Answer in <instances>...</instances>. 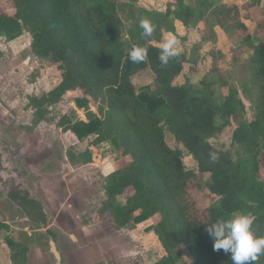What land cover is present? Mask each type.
Wrapping results in <instances>:
<instances>
[{
    "label": "trees",
    "instance_id": "16d2710c",
    "mask_svg": "<svg viewBox=\"0 0 264 264\" xmlns=\"http://www.w3.org/2000/svg\"><path fill=\"white\" fill-rule=\"evenodd\" d=\"M10 1L15 14L8 15L0 7V38L13 42L29 34L36 60L61 72L54 88L40 97L28 96L26 109L34 111L32 128L52 124L57 105L68 94L79 93L74 106L84 112L85 120L63 115L56 126L80 143L90 138L94 147L111 143L123 158H129L105 178L99 218L110 214L117 230L133 231L158 217L146 229L160 245L153 264H232L230 254L214 250L206 229L208 223L236 214L250 213L254 233L264 237V183L259 179L258 162L260 155L264 157V25L256 36L244 24L238 26L246 33L243 48L253 52V72L260 84L255 119L248 122L235 89L219 100L207 79L200 86L189 78L176 85L189 63L186 52L161 66L158 44L165 32L175 31L172 19L189 26L201 13L184 0H175V8L169 6L166 13L142 9L137 15L130 6L114 0ZM208 4L200 2L202 7ZM123 9L135 17L130 28H125L121 18ZM143 18L154 27L150 38L142 37L139 23ZM133 44L147 49L141 63L127 59L126 50ZM146 70L154 79L137 89L133 79ZM227 128H232L237 154L211 143ZM167 133L179 148L169 146ZM186 153L197 161L199 175L185 168ZM210 153H216L218 161L213 162ZM68 159L73 166L89 165L92 152L70 151ZM202 184L218 198L204 210L191 193ZM10 199L30 218L42 222L43 228L50 226L40 199L18 189ZM48 234L56 240L52 229ZM11 249L13 261L28 251L22 244H11ZM256 264H264V254Z\"/></svg>",
    "mask_w": 264,
    "mask_h": 264
},
{
    "label": "rangeland",
    "instance_id": "374dc122",
    "mask_svg": "<svg viewBox=\"0 0 264 264\" xmlns=\"http://www.w3.org/2000/svg\"><path fill=\"white\" fill-rule=\"evenodd\" d=\"M114 1L120 6H130V9L136 15L142 9L166 13L169 6L175 8V0ZM202 1L205 0H184L186 4L197 8L201 13L198 18L190 21L189 26H185L172 19L175 31L165 32L161 41L162 43L158 44V46L161 47L168 38L174 36L180 52H186L188 55L189 63L185 67V72L177 80L176 85H183L186 79L189 78L193 84L200 86V82L203 79H207V81L214 84L216 96L219 100L224 98L229 89H235L242 101L245 119L248 122H252L255 119L259 102L260 84L253 72V52L243 48L246 33L243 30H238V26L244 24L248 27L250 34L253 36L258 35L264 25V0H206L210 3L206 7L200 5ZM0 7L8 15L12 16L15 14L10 0H0ZM120 15L125 28H130L134 25L135 17H132L124 9L121 10ZM30 45L31 36L29 34H25L13 42L0 38V49L4 51V56L0 57V101L3 98L8 102L2 104L7 111H9L8 105L11 104V106L17 109L19 114L22 111L29 112L30 110L26 109L29 104L28 96H42L46 91L51 90L60 82L61 72L58 68L48 62L36 60L32 54ZM153 79L152 72L146 70L136 76L133 82L135 87L139 89L149 85ZM27 82L31 85L29 91L22 89ZM26 92H29V95ZM77 96H80V94H68L63 102L57 105L52 115L54 118L52 124L48 125L46 123L44 124V128L41 129V132H46V129L50 131L48 137L53 141V151L49 150V156L43 160L38 161L32 158L33 163L41 167V174L47 182L58 179L56 184L61 187L58 190L64 195V199L67 198L69 200L68 204H70L71 211L75 215L73 217L71 215L69 221L61 222L62 217L61 220L59 217L57 221L61 224L63 223L64 227H67L70 232L78 230L82 222L92 221V218L98 216V210L105 199V178L129 161V158H123L120 151L111 143H104L98 147H94L91 146L92 138L83 143H78L73 135L64 133L56 126L63 115L72 116L75 120H85L84 112L76 109L74 106V99ZM90 107L93 111L97 112V107L94 104H91ZM27 114L25 113L26 116H28ZM231 135L232 128H227L223 134L211 140V143L224 151H232L237 154V149L232 144ZM166 140L171 148H179L178 143H176L174 137L169 133L166 134ZM21 141L24 142V138ZM87 150H91L92 152L91 164L85 166L78 165L74 169L69 167L71 163L68 159V152L71 151L73 154H79ZM258 162L259 179L264 183V157L262 155L258 158ZM183 163L187 170H191L199 175L198 163L192 155L186 153ZM18 164L20 165V168L17 167L20 170V174H24V177L29 181L31 176L27 174L24 163L18 161ZM207 178L208 176L205 177V180ZM49 187L47 186L45 191L47 189L50 191L51 188ZM31 191L33 193V186H31ZM191 193L201 210L218 202V198L212 195L205 188L204 184L200 188L193 189ZM127 195L120 200L125 202ZM37 199H40L51 224L53 220L45 199L40 197ZM54 205L57 206L59 204L54 203ZM104 217V221L107 218L111 220L110 214H106ZM33 220L34 226L39 228L40 222L35 218ZM157 221L158 217H155L133 230L135 231L133 238L135 242L134 248L139 251L136 254L137 256L139 254L140 256L142 255L141 258L130 257L114 264H133L137 262L153 264L157 259V250H159L160 245L156 237L152 236L151 240L147 238L146 229ZM105 222L102 227L106 233L111 230L112 225L108 221ZM24 224H26L24 226L32 227L30 223ZM133 231H125L123 233H132ZM41 238H43L44 242L39 243V245L42 248L45 261L48 264H57V260L59 259L52 249L51 236L44 234ZM68 238L65 239V243L61 241L57 244L54 241L56 250L60 255V260L66 254L70 255L73 253L77 256L75 252L77 247ZM185 255L188 257L187 252Z\"/></svg>",
    "mask_w": 264,
    "mask_h": 264
},
{
    "label": "crops",
    "instance_id": "0c3cea01",
    "mask_svg": "<svg viewBox=\"0 0 264 264\" xmlns=\"http://www.w3.org/2000/svg\"><path fill=\"white\" fill-rule=\"evenodd\" d=\"M0 54L4 56L2 49H0ZM30 88L31 85L27 82L22 89L29 91ZM26 94L29 95V92ZM6 103L8 102L2 98L0 101V225L2 226L0 228V264H48L44 259L39 243L44 242L41 238L42 235L51 236L48 234L50 229L56 236V240L51 236L52 242L56 241L58 244L62 241L65 243V239L69 237L73 241V245L77 247L75 251L77 256L73 253L66 254L63 259L57 260V264H114L130 257L141 258L142 255L137 256L139 251L134 248L135 231L123 233L125 231L117 230L108 218L105 221H108L112 226L111 230L106 233L102 227L106 223L105 217L96 216L92 218V221H84L82 224L80 217L81 227L72 232L64 227L63 223L57 221L59 217L60 220L62 217L61 222L69 221L71 215L73 217L75 214L71 211V206L68 204L69 200L64 199V195L58 190L61 188L56 184L58 179L47 182L41 174V167L33 163V159L43 160L49 156L50 151H53V141L48 137L50 131L46 129V132H41L46 123H42L35 129L32 128L34 120L32 109H29V112L22 111L19 114L11 104L8 105L9 111H7L2 105ZM25 113H28V116ZM22 138H24V142L21 141ZM17 159L24 163L27 174L31 176L29 181L24 177V174H20L18 169L20 165ZM69 167L77 168L71 164ZM30 184L33 186V193ZM47 186H50L49 188L53 191L48 189L45 191ZM17 189L29 192L31 198L35 200L38 197L45 199L53 220L50 226L43 228L40 221L39 228L34 226V220L29 217V214H26L10 199L11 194L16 193ZM54 203L59 204L58 207ZM24 223H30L32 227L24 226L26 225ZM147 235L148 239L152 236L156 237L154 234ZM143 241L145 240L143 239ZM11 244H22L28 251L18 261H13Z\"/></svg>",
    "mask_w": 264,
    "mask_h": 264
},
{
    "label": "clouds",
    "instance_id": "9594fccd",
    "mask_svg": "<svg viewBox=\"0 0 264 264\" xmlns=\"http://www.w3.org/2000/svg\"><path fill=\"white\" fill-rule=\"evenodd\" d=\"M139 26L143 30L142 37L150 38L152 36L154 27L149 19H141ZM126 55L128 60L138 64L145 60L147 49L133 44L126 50ZM179 55L177 40L173 36L162 44L158 58L161 66H166L170 60ZM210 159L213 162L218 161L217 154L210 153ZM252 225L251 214L241 213L208 223L206 230L214 241V250L222 249L226 254H230L232 264H256L259 256L264 254V237H258L254 233Z\"/></svg>",
    "mask_w": 264,
    "mask_h": 264
},
{
    "label": "water",
    "instance_id": "95a60500",
    "mask_svg": "<svg viewBox=\"0 0 264 264\" xmlns=\"http://www.w3.org/2000/svg\"><path fill=\"white\" fill-rule=\"evenodd\" d=\"M52 249H53V251L55 252L57 258L60 260V255H59V253H58L57 250H56L55 242H52Z\"/></svg>",
    "mask_w": 264,
    "mask_h": 264
}]
</instances>
